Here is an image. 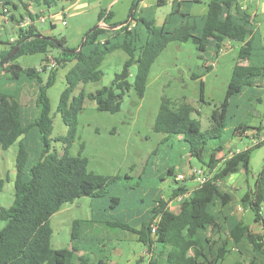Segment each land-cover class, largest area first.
<instances>
[{
	"label": "trees",
	"instance_id": "obj_1",
	"mask_svg": "<svg viewBox=\"0 0 264 264\" xmlns=\"http://www.w3.org/2000/svg\"><path fill=\"white\" fill-rule=\"evenodd\" d=\"M55 1L0 0L1 14L8 15V20L15 22L16 27L25 17L22 9L32 20L26 29L17 27V37L10 42L0 40L6 45L0 49V70L5 71L11 80L35 79L38 82L35 103L39 108L35 119L27 124L20 101L9 92L0 90V151L19 140L13 178V203L9 207H0V221L4 222L0 228V264H72L76 258L79 264H89L90 257L87 254L75 255L79 249L74 242L80 241L82 235L89 231L91 220L74 219L71 225L73 245L70 248H54L51 244L50 217L64 203L73 202L82 196L93 200L107 199L110 204L105 208L116 209L120 197L110 194L109 188L121 180V176L89 171L85 156L80 152L76 155L69 153L76 137L77 116L86 99L94 101L97 109L114 113L120 109L121 101L130 88L141 98L152 63L172 40H191L199 50L213 47L216 54L227 42L240 43L225 97L220 107L213 111V123L209 128L202 129L200 119L193 116L194 106L185 97L173 102L162 97L153 125L156 132L165 133L168 137L179 136L187 153L204 164L212 175L205 183L192 188L184 184L175 187L169 197L171 200L181 193H188L179 202L176 211L169 208L168 199L160 197L153 199L147 221L138 227L122 220L108 223V226L136 235L148 253L145 264H222L234 248L241 253H249L246 264H264V234H254L247 223L234 215H222V209L229 204L231 195L217 183L223 182L229 174L241 168L247 171L250 153L255 146L260 145L236 152L229 158H224L225 153L219 155L226 149L225 141L221 139L230 111L238 107L234 100L245 88L259 86L257 81L264 80V59L256 57L257 48L247 38L252 30L250 15L236 0H209L205 14L193 15L176 25L178 16L187 15L181 8L187 1L172 0V11L160 25L142 14L135 17L133 12L130 20L117 29H94L77 50L79 45L67 46L65 37L53 36L58 40V45L38 37L46 34L33 25L35 18L28 11V5L50 6ZM140 1L137 0L136 4ZM163 2L158 0L157 4ZM8 5H12L16 11H11ZM111 15V11H108L103 17L100 12L99 20L109 25L118 24L107 21ZM107 32L112 34L104 36ZM16 46L18 50L15 54L4 61ZM116 48L123 49L128 58L115 72L111 83L93 92L81 89L74 94L79 83L95 82L101 78L98 66L104 56ZM54 49L58 50L57 55L51 54ZM35 52L45 53V62L51 65L44 63L38 70L14 62L21 54ZM68 63L71 65L65 73L66 86L60 93L55 110L67 127L65 135L55 137L64 145L63 153L59 154L50 149L53 118L47 90L54 84L58 69ZM132 66L136 70L133 82H130L128 77ZM48 67L44 80L40 73ZM211 67L205 64L204 70L208 71ZM30 126H35L40 145L38 156L33 162H29L25 141ZM247 128V124L239 122L230 134L237 136ZM166 173L173 174V169L168 168ZM5 180L0 176V190ZM245 196L254 212L255 221H261L264 229V215L261 212L264 202V162L254 185L249 187ZM92 211L94 213L95 208ZM155 217H158V221L156 229L152 231L151 222ZM98 264H103L101 259ZM234 264L241 263L236 261Z\"/></svg>",
	"mask_w": 264,
	"mask_h": 264
},
{
	"label": "rangeland",
	"instance_id": "obj_2",
	"mask_svg": "<svg viewBox=\"0 0 264 264\" xmlns=\"http://www.w3.org/2000/svg\"><path fill=\"white\" fill-rule=\"evenodd\" d=\"M171 1L164 0L163 3L157 4L158 0H142L136 4L137 0H78L72 4L70 1L56 0L50 6L38 7L44 10L45 20L36 19L35 25L38 30L48 36L65 37L67 46L76 47L81 43L84 34L98 23L100 12L104 17L108 11H111L112 15L107 18L109 23L124 22L130 19V15L134 12L135 17L142 14L146 18L154 19L156 24L160 25L172 11ZM186 1L187 3H183L181 8L187 15L178 16L176 25L180 24L181 20L190 19L193 15H203L207 11L209 0ZM133 2H135L134 5ZM8 7L11 11H16L12 5ZM62 7L65 9V14L62 13ZM34 9L32 10L35 11ZM1 11L0 5V40L10 42L11 38L17 37L18 29L11 25L9 16H3ZM23 12L24 16L28 17V14ZM42 14L41 12L40 15ZM111 34L107 32L104 36ZM257 39V44L262 42L264 45V37L262 41L259 40V36ZM239 45V42H233L231 46L225 45V50L215 54L214 48L207 47L204 51L199 50L191 40H172L152 63L146 89L141 98L137 96L133 88H130L121 101L120 109L114 113L97 109L92 100L84 101L83 108L77 116L76 137L69 153L76 155L80 152L82 156H85L89 171L102 175L121 176V180L110 186L109 192L120 197V207L124 211L141 217L146 213L152 200L160 197L168 199L169 207L172 205L175 211L178 210L179 202L169 199L172 188L184 183L194 185L195 182L189 179L176 182V175L185 172L189 162L195 167L205 169L206 167L196 157L187 153L184 142L179 136L168 137L165 133L154 131L153 125L162 97L172 102L185 97L194 106L193 116L200 119L202 129L209 128L213 123V111L220 107L225 97L232 69L237 60ZM4 46H6L4 43H0V49ZM51 54L57 55L58 50H52ZM45 58L46 54L42 52L25 53L19 55L14 62L23 67L40 70L45 63ZM127 58V53L121 48L107 53L98 66L101 78L95 82L79 83L74 94L81 89L93 92L102 86L109 85L115 72L122 67ZM206 63L213 64L208 71L204 70ZM70 65L71 63H68L58 69L54 84L47 90L53 118V128L49 136L50 149L56 150L59 154L63 153L64 145L55 140V137L65 135L67 127L55 110L60 93L66 86L65 73ZM48 70L49 67L40 73L44 80L47 78ZM135 70V66L130 68L128 77L130 82H133ZM201 83H203L202 90ZM37 88L38 82L35 79L11 80L5 71L0 70V90L9 92L20 101L23 106V118L27 124L32 122L38 114L39 108L35 103ZM259 88H255L256 93H252V88L247 87L244 94L235 100L239 107L230 111V118L221 139L225 141L226 148L231 145L243 149L250 142L248 136L239 140L237 136H231L230 132L239 122H244L248 126L259 122L261 114L264 113V90L259 91ZM252 94L253 96L258 94L261 100L253 98ZM249 97L252 100L249 101ZM25 141L29 150V162H33L40 148L35 126L29 127ZM18 142L19 140H16L6 150L0 151V176L6 179L0 190V207H9L13 203V178ZM263 162L264 141L252 149L247 171L241 168L229 174L220 183L221 188L231 195L229 204L222 209V215L236 216L247 223L250 230L257 235L264 234L263 225L261 221H255L254 212L245 192L254 185ZM168 168L173 169V174L166 173ZM105 203L110 204L107 199L93 200L87 196L64 203L49 220L52 228V246L70 248L74 242L71 240L73 220L91 218L95 204H98L99 208H104ZM101 211L102 215H106L109 209L104 208ZM261 212L264 214V202L261 205ZM128 222L133 226L137 225L135 220L129 219ZM100 224L102 225H97V229L93 232L91 228L89 229L88 239L74 242L79 249L75 252L76 256L81 254L80 251L88 252L89 264H98L100 259L104 264H111L109 261L115 264L146 263L148 253L144 252L143 243L137 240L134 233L103 225L104 223ZM3 225L4 222L0 221V228ZM91 233L93 237L90 236ZM123 235L125 238H122ZM112 239H115L116 247L121 249L120 253L111 249ZM248 255V252L241 253L234 248L226 255L222 264H234L236 261L246 264ZM141 256V261L138 263ZM72 264H79L78 259H74Z\"/></svg>",
	"mask_w": 264,
	"mask_h": 264
},
{
	"label": "crops",
	"instance_id": "obj_3",
	"mask_svg": "<svg viewBox=\"0 0 264 264\" xmlns=\"http://www.w3.org/2000/svg\"><path fill=\"white\" fill-rule=\"evenodd\" d=\"M66 1H70L72 2V4L78 2V0H66ZM142 1V0H141ZM237 3L240 5V7L242 9H244L249 15H250V18H251V22H252V30L251 32L249 33L248 37L247 38H250L252 40V43L254 45L255 48H257V52H258V55L256 56L258 59H264V45L262 44V42H260V44H257V37L259 36V40L262 41L263 37H264V0H236ZM90 3V1L87 3V5ZM249 3V4H248ZM32 7H35L36 9L32 8ZM39 6L38 5H35V4H29L28 5V11L32 14V16L35 18V20L33 21V25H35V21L36 19H40V17H42L44 15V10H41L40 8H38ZM32 9H34L35 11H33ZM23 12V9L21 10ZM41 12L43 13L42 15ZM24 13V12H23ZM62 13L65 14V9L64 7H62ZM100 14V13H99ZM37 15V16H36ZM37 17V18H36ZM45 20V16H43V19L40 20V21H43ZM98 23H105L102 19L99 20V15H98ZM51 24V22H50ZM11 25L13 27H15V22H11ZM36 26V25H35ZM52 26V24H51ZM40 31V30H39ZM43 33V32H42ZM45 34V33H44ZM47 35V34H46ZM14 39V38H13ZM233 44V42H228L226 43L225 45L227 46H231ZM226 46H224V49L226 48ZM213 48V47H212ZM214 53L216 54L215 50H214ZM206 65H213L212 63H206ZM259 86H255V87H250L252 88V93H256L257 89L255 88H259V87H263L262 89L264 90V80L263 81H260L258 80L257 81ZM262 89L259 88V91H262ZM246 90V89H244ZM243 90V92H244ZM255 90V91H253ZM242 92V94L240 95H243L244 93ZM247 92V91H246ZM239 95V96H240ZM254 94H252L251 96H253ZM238 98V97H237ZM237 98L235 100H237ZM253 98H256V99H259V95H255L253 96ZM248 99H252L251 97H249ZM234 100V103H237V101ZM250 101V100H249ZM249 105V103L247 104ZM239 107V105H238ZM262 117H260V120L258 123H255V124H249L248 126V129H251V128H254L256 126H259L261 123L264 122V113L261 114ZM189 162V161H188ZM189 165H190V162H189ZM187 168V167H186ZM119 181V180H118ZM192 181V180H191ZM117 183V182H116ZM184 185L186 187H193L194 185H186V183H184ZM179 186V185H177ZM176 186V187H177ZM174 188H172L173 190ZM171 194H172V191H171ZM170 194V195H171ZM163 198V197H162ZM153 201V200H152ZM152 203V202H151ZM98 204H95V211L94 213H92L91 215V218H89L88 220H91L90 222V227L89 229L91 228V231L93 232L94 229H97V225H102L100 223H104L103 225H106L108 226V223H112L113 221H116V220H122V221H125L127 223L129 219L131 220H135L137 221V226L141 225L143 222H146L148 217H149V208L150 206L148 205V208L146 210V213H144L141 217L138 216V214H135V215H131L129 212L127 211H124L121 207H120V204L118 205V207L114 210H109L106 215H102V211L100 210V208L97 206ZM107 203H105V207H107ZM104 207V208H105ZM103 208V209H104ZM264 215V214H263ZM107 216H110L111 218L108 219ZM93 233L90 234L91 237H93L92 235ZM88 232L85 233L84 235H82V239H88ZM122 238H125V236L123 235ZM81 239V240H82ZM117 240V238H116ZM110 242H112L111 244V249L114 250L115 252H118L120 253L121 252V249L117 248L116 245L114 244L116 241L115 239H112ZM145 247V246H144ZM144 252H145V248H144ZM80 255L82 254H87L88 255V252L86 251H80ZM143 253V252H142ZM141 258L142 256L138 259V263L141 261ZM102 260V259H101ZM102 263H103V260H102ZM109 263L113 264L114 262L113 261H109ZM104 264V263H103ZM115 264V263H114Z\"/></svg>",
	"mask_w": 264,
	"mask_h": 264
},
{
	"label": "built area",
	"instance_id": "obj_4",
	"mask_svg": "<svg viewBox=\"0 0 264 264\" xmlns=\"http://www.w3.org/2000/svg\"><path fill=\"white\" fill-rule=\"evenodd\" d=\"M6 16H8V15H6ZM42 19H43V16L40 17L39 20H42ZM31 23H32L31 18L29 16L28 17L25 16L22 20H20L17 23V27H21V28L26 29ZM11 40H13V38H11ZM223 49H224V47H223ZM45 63L47 64L48 61ZM49 65H51V64H49ZM244 136H248L250 138V142L245 146V148H243V149L238 148V147L235 148V147L230 145L228 148H226L222 152L223 154L225 153L224 158H229L236 152H240L241 150L248 149L252 146H255V145L262 143L264 141V122L261 123L259 126H256L254 128H251V129L247 128L245 130H242L239 134H237V138L239 140H241ZM222 153H221V155H222ZM211 175H212V173L208 172V170L203 168V167H195L192 165H188L187 168L185 169V172L178 173L176 175L175 179L177 181H182V182L186 181V179H189V180H192L193 182H195L194 186H197V185H200L202 183H205L211 177ZM217 183L220 184L221 182L217 181ZM187 194L188 193H181V194L177 195L175 198H173L172 200L176 201V202H180L184 197H186ZM169 208L174 210L172 205ZM157 221H158V217H155L152 220V222H151L152 231H154L156 229Z\"/></svg>",
	"mask_w": 264,
	"mask_h": 264
},
{
	"label": "water",
	"instance_id": "obj_5",
	"mask_svg": "<svg viewBox=\"0 0 264 264\" xmlns=\"http://www.w3.org/2000/svg\"><path fill=\"white\" fill-rule=\"evenodd\" d=\"M130 17H131V15H130ZM129 20H130V19H128V20H126V21H124V22L118 23V24H116V25H107V24H105V23H97L96 25H94L93 27H91V28H90V29L84 34V36H83V38H82V41H81V43L79 44V47H78L77 50H79V49L82 47L85 38H86L87 35H88L90 32H92L94 29L99 28V27H104V28H108V29H117V28L121 27L122 25L126 24ZM38 37L46 38V39H48V40H51V41H53L54 43H56L57 45H58V43H59L58 40H57L55 37H53V36H48V35H47V36H46V35H38ZM17 50H18V46H16V47L14 48V50H13L12 52H10V54H9L8 56L5 57L4 61H8V60H9V59L15 54V52H16Z\"/></svg>",
	"mask_w": 264,
	"mask_h": 264
}]
</instances>
